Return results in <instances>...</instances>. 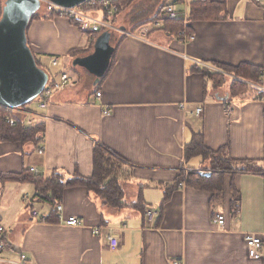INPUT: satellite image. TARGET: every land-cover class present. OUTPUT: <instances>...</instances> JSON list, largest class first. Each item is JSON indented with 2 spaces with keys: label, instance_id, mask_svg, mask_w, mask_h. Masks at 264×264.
<instances>
[{
  "label": "crops",
  "instance_id": "0c3cea01",
  "mask_svg": "<svg viewBox=\"0 0 264 264\" xmlns=\"http://www.w3.org/2000/svg\"><path fill=\"white\" fill-rule=\"evenodd\" d=\"M208 1L223 3L224 10L216 20L190 21L188 31L195 39L189 43L166 27L169 21H182L166 20L156 27L148 18L152 5L126 7L115 24L133 36L113 43L110 68L99 81L73 64L94 48V34L43 7L31 19L27 37L36 59L48 69L50 58L59 57L53 70L68 73L71 82L52 98L38 145L0 141V177L32 167L43 180L53 173H61L65 181L90 177L99 146L123 158L125 205L108 207L86 186H66L56 206L64 207L63 217L85 222L72 227L57 213L56 222L49 220L54 205L35 181L0 182V225L8 228L15 246L8 257L24 251L35 264H264V258L250 257L245 241L246 233H260L264 239V176L226 173L215 197L210 187L200 186L196 174L184 180L186 173H211L203 157H186L195 132L203 133L212 150L223 147L233 159L264 164V103L248 99L228 113L224 100L229 88L217 86L212 76L222 72L220 63H248L264 72V2ZM170 3L179 7L181 0L165 4ZM145 25L150 26L146 36L137 31ZM198 107L203 108L199 115ZM105 108L111 115H104ZM26 194L37 196L27 208ZM140 196L146 210L156 211L152 222L129 206ZM234 201L239 205L235 210ZM31 209L47 222L33 218ZM217 209L225 213L223 227L215 222ZM97 227L100 234L94 233ZM110 234L120 239L117 249L109 246Z\"/></svg>",
  "mask_w": 264,
  "mask_h": 264
},
{
  "label": "trees",
  "instance_id": "16d2710c",
  "mask_svg": "<svg viewBox=\"0 0 264 264\" xmlns=\"http://www.w3.org/2000/svg\"><path fill=\"white\" fill-rule=\"evenodd\" d=\"M131 1L133 0H120V11L129 6ZM166 2L167 0H164L160 10L165 8ZM2 10L3 7L1 8V16ZM223 10V3L208 0H193L189 4V18L190 21L216 20L219 19ZM36 15H34V17ZM169 23L171 24H166V27L169 28V32L178 35L183 28V23L181 24L177 21H169ZM101 33L102 32L94 34V42ZM37 63L41 68L46 69L41 66V63L38 60ZM218 65L222 72L214 73V75H212L218 79V83L215 84L221 87L227 86L229 88L228 92L230 98L232 99L235 97H247L251 95L253 90L244 81L259 82L261 74L263 73L262 67L248 63H241L239 65H227L220 63ZM206 74L210 73L206 72ZM8 115H12L10 110L0 106V141L19 142L22 144L32 142L35 145H38L41 142V134L44 133L45 130L44 123L41 122L33 126H25L22 121L18 120L15 126H11L6 119ZM14 116L17 117L16 115ZM225 151L226 149L223 147L219 150H212L208 148L205 144L202 132H195L191 141L185 147V154L188 159L195 156H201L204 160L209 161L211 166L210 175L201 174L200 172H193L191 175H197V181H199L200 186L207 185L215 191V193H213L214 197L221 193L222 187L218 181L219 179H222L223 175L226 173L254 172L264 176V164L261 165L252 160H236L228 156ZM122 162L123 158L119 155L111 151H107V149L102 147L96 146L94 149L93 172L90 177L79 176L72 180L65 181V178L61 173H53L48 179L43 180V177L35 175L29 170V172L23 171L21 173L3 174L0 177V182L3 183L9 180L24 181L30 179L31 181H35L42 187V191L46 194H50V197H48L47 200L49 199L54 205V212L49 217V220L56 222L57 216L55 210L57 203L55 204V202H58L61 198L63 189L70 185L80 184L86 186L90 192H93L102 199L105 206L114 208L124 206V190L120 184V176H122ZM181 178L183 179L184 176ZM139 198L140 199H138L136 203L129 206L139 209L145 213L147 207L144 204L143 198L141 196ZM167 199L168 195L165 196L164 202H166ZM238 206L239 205L236 202L234 204V210L237 209Z\"/></svg>",
  "mask_w": 264,
  "mask_h": 264
},
{
  "label": "built area",
  "instance_id": "2783aa9c",
  "mask_svg": "<svg viewBox=\"0 0 264 264\" xmlns=\"http://www.w3.org/2000/svg\"><path fill=\"white\" fill-rule=\"evenodd\" d=\"M120 0H87L82 4H79L74 7H64L57 5L50 0H40L41 7L45 8L48 13L62 17L72 21L74 24L80 27L83 31H88L92 34L109 31L111 34L123 33L127 36H133V33L127 31L126 29L120 28L115 24V19L120 12ZM258 3H263L264 0H256ZM101 12L103 19H98V13ZM166 20H180L184 24V29L181 30L178 34V37L183 40V42L189 43L194 41L195 35L191 34L188 31V23L190 22L189 18V4L187 0H181V4L177 7L175 4L170 3L163 8L159 14V18L153 22V25L159 27L162 22ZM140 34L147 35L150 31V26L145 25L140 28ZM59 65V57L50 58V66L46 70L49 74V80L44 88L43 92L39 97L29 103L27 106H22L15 109H8L15 116L8 115L6 117L8 123L11 126H15L18 120L22 121L25 126H33L38 123H44L49 116L46 114L52 98L56 92L64 89L67 85L70 84L71 78L68 73L61 72L57 74L53 70L54 67ZM224 73V72H223ZM249 87H251L252 94L247 97H241L238 101L229 97L225 98L226 110L228 113L233 112L236 103L245 102L248 99L264 103V72L261 74V79L259 82L244 81ZM102 95L101 91L96 92V97L100 98ZM34 104V107L31 105ZM203 108H196V114H201ZM104 115L109 116L112 113V110L105 108L103 111ZM41 152V151H40ZM34 173H38V170L35 167L30 169ZM36 195L26 194L23 197V202L27 207H30L33 200L36 198ZM64 207L62 205L56 206L57 216L61 219L63 224L72 227H82L85 226V222L82 218L77 216L63 217ZM31 214L33 218H36L37 221L47 222L44 215H41L37 210L31 209ZM149 222L154 220L156 211L154 209H147L145 212ZM215 222L218 226L223 227L226 223L225 213L216 210L215 211ZM94 233L100 234V229L94 228ZM9 230L7 227L0 225V264H35L33 263L28 254L24 251H18L16 258L8 257L9 253L15 252L14 244L8 238ZM108 243L110 248L117 249L120 246V239L116 235L107 236ZM246 246L250 257L254 259H263L264 258V239L260 233H246L245 236ZM172 264H182L179 260H174Z\"/></svg>",
  "mask_w": 264,
  "mask_h": 264
},
{
  "label": "water",
  "instance_id": "95a60500",
  "mask_svg": "<svg viewBox=\"0 0 264 264\" xmlns=\"http://www.w3.org/2000/svg\"><path fill=\"white\" fill-rule=\"evenodd\" d=\"M74 7L87 0H50ZM41 9L40 0H5L0 18V106L15 109L36 100L46 87L49 74L41 68L29 46L27 30L31 19ZM112 34L102 32L94 42L93 51L76 57L74 66L88 70L102 79L115 54ZM210 175V172H200Z\"/></svg>",
  "mask_w": 264,
  "mask_h": 264
},
{
  "label": "rangeland",
  "instance_id": "374dc122",
  "mask_svg": "<svg viewBox=\"0 0 264 264\" xmlns=\"http://www.w3.org/2000/svg\"><path fill=\"white\" fill-rule=\"evenodd\" d=\"M1 2H0V13H1V8L4 6V3H5V0H0ZM120 2V1H119ZM159 2V3H158ZM138 3V4H137ZM139 3H143L144 5L146 4V5H148V6H150V5H152V7L151 8H149L148 7V9H149V11H148V18H150L149 20L150 21H153V20H157L158 18H159V14H160V11L161 10H159V13L155 16V12L159 9V7H161L162 5H163V3H162V0H161V2L159 1V0H133V1H131V3L129 4V6L131 5H139ZM188 3V2H187ZM128 7V6H127ZM122 11H124V9L122 10ZM121 12V11H120ZM120 12H119V14H120ZM98 19H100V20H102L103 19V15H102V13L101 12H99L98 14ZM1 16V15H0ZM148 20V21H149ZM147 21V22H148ZM139 26V25H138ZM137 26V27H138ZM136 27V28H137ZM140 28L141 27H139V29L137 30V31H139L140 30ZM184 29V25H183V28L181 29V30H183ZM140 32V31H139ZM123 33H119V34H113L112 35V40H111V42H112V44L114 43L115 44V42L118 40L119 41V39H121L122 37H123ZM94 44V43H93ZM93 50V45L89 48V50H87L86 52H89L90 53V51H92ZM46 61L47 60H43V63H46ZM42 64V63H41ZM46 64H48V63H46ZM45 66H47L48 67V65H45ZM31 104V103H30ZM33 107H34V105H33ZM45 127V126H44ZM45 132V131H44ZM209 162V161H208ZM209 166H210V163H209ZM210 170H211V166H210ZM191 173H193V172H191ZM191 173H190V177H192V175H191ZM188 178H189V175L186 173V176H185V178H184V180L185 181H187L188 180Z\"/></svg>",
  "mask_w": 264,
  "mask_h": 264
}]
</instances>
